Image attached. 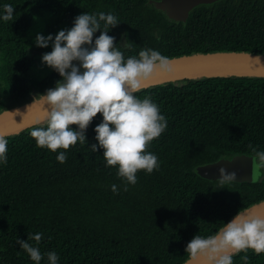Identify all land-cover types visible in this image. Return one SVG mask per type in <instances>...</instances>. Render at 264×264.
<instances>
[{
	"label": "trees",
	"instance_id": "obj_1",
	"mask_svg": "<svg viewBox=\"0 0 264 264\" xmlns=\"http://www.w3.org/2000/svg\"><path fill=\"white\" fill-rule=\"evenodd\" d=\"M149 0H0L16 10L0 18V79L8 101L28 102L55 88L62 78L52 70L31 74L45 53L34 49L29 31L48 17L71 27L83 13L111 12L119 25L109 31L125 57L151 48L168 58L217 51L264 54V0H219L201 4L186 23L170 21ZM100 35L97 32L94 36ZM168 127L148 149L160 168L139 172L127 185L118 167H108L98 144V114L86 132L88 144L65 152L37 147L27 129L8 140V162L0 164V264H35L17 244L42 233V255L56 252L58 264H184L195 235L219 230L240 210L264 200V177L258 183H230L202 178L200 165L252 155L249 144L264 151V78L216 77L185 80L143 89ZM2 107H0V111ZM40 125L35 127H45ZM78 130L77 126H72ZM118 191H112V185ZM35 246V241H30ZM19 253V255L17 254ZM239 253L233 264H244ZM248 264H264V253L247 252ZM41 264H48L46 255Z\"/></svg>",
	"mask_w": 264,
	"mask_h": 264
},
{
	"label": "clouds",
	"instance_id": "obj_2",
	"mask_svg": "<svg viewBox=\"0 0 264 264\" xmlns=\"http://www.w3.org/2000/svg\"><path fill=\"white\" fill-rule=\"evenodd\" d=\"M15 10L5 4L0 18L11 21ZM118 25V17L111 12H85L75 18L71 29L46 38L36 36L37 47L52 45V51L43 54L42 61L62 79L55 88L34 98L32 104L43 106L46 126L34 127L30 135L39 148L54 153L65 150L56 157L63 164L67 161V150L77 143L88 144L87 129L102 114V122L95 127L98 144H91L90 150L103 149L106 165L118 167V177L125 182L127 191V185L138 182L139 172L151 174L160 168L159 157L148 149L166 131L167 119L151 97L140 99L136 93L157 72L171 71L172 61L151 48L126 58L121 50L130 47L126 38L121 46L108 34ZM97 32L100 35L94 40ZM248 147L253 161L252 182L258 183L264 177V151H258V146L252 144ZM7 153L8 140L0 135V164H7ZM219 173L220 185L237 180L236 173L225 168H220ZM112 191H118L116 184L112 185ZM42 237V233L29 234L27 241L17 239V244L35 264H41L45 255L48 264H58L56 252L42 255L39 248ZM30 241H35V246ZM249 250L256 255L264 253V218L240 210L214 234L195 235L186 246L185 264H233V257L239 253H245L241 259L248 264Z\"/></svg>",
	"mask_w": 264,
	"mask_h": 264
},
{
	"label": "water",
	"instance_id": "obj_3",
	"mask_svg": "<svg viewBox=\"0 0 264 264\" xmlns=\"http://www.w3.org/2000/svg\"><path fill=\"white\" fill-rule=\"evenodd\" d=\"M217 1L219 0H149L147 4L162 11L170 21L186 23L190 12L195 7ZM170 60L172 61L171 71L157 72L143 83L142 90L168 83L203 78H264V54L217 51L182 55L172 57ZM34 98L0 111V135L14 136L32 127L45 125L43 106L39 103L32 104ZM29 105L31 106L28 108ZM17 110L19 111L17 112ZM220 168H225L229 173L235 172L237 175L236 183H253L252 155L238 154L231 158H221L215 162L198 166L196 172L204 179L217 181L220 179ZM244 210L248 214L264 218V200Z\"/></svg>",
	"mask_w": 264,
	"mask_h": 264
},
{
	"label": "rangeland",
	"instance_id": "obj_4",
	"mask_svg": "<svg viewBox=\"0 0 264 264\" xmlns=\"http://www.w3.org/2000/svg\"><path fill=\"white\" fill-rule=\"evenodd\" d=\"M55 21L48 18V17H42L37 19L30 31H29V37L33 40V47L34 49H38L39 52H42L41 49L37 48L36 45V36L43 35L45 38L48 35H53L55 36L58 34L59 31L65 30V29H71L72 27L67 25V24H56L54 23ZM45 53L51 52L52 51V45L49 44L48 48H44ZM44 53V54H45ZM42 56L39 55L38 58L34 61V67L32 68L31 74L35 76H45L48 75L52 72L53 69L49 68L45 63L42 61ZM0 64H1V59H0ZM8 95L4 93L3 91V82L0 79V107L2 109H8L14 106H17L20 104V101H8Z\"/></svg>",
	"mask_w": 264,
	"mask_h": 264
}]
</instances>
